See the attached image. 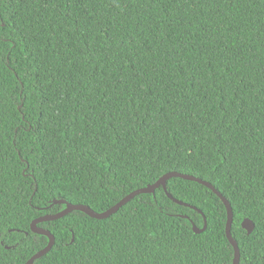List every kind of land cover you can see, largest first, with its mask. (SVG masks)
Segmentation results:
<instances>
[{
	"label": "trees",
	"instance_id": "trees-1",
	"mask_svg": "<svg viewBox=\"0 0 264 264\" xmlns=\"http://www.w3.org/2000/svg\"><path fill=\"white\" fill-rule=\"evenodd\" d=\"M170 172L264 264V0H0V264L48 245L55 201L104 213ZM167 190L39 224L34 264H233L221 199Z\"/></svg>",
	"mask_w": 264,
	"mask_h": 264
},
{
	"label": "water",
	"instance_id": "water-1",
	"mask_svg": "<svg viewBox=\"0 0 264 264\" xmlns=\"http://www.w3.org/2000/svg\"><path fill=\"white\" fill-rule=\"evenodd\" d=\"M172 178H180L183 180L193 181V182H196L198 184H201V185L209 188L210 190H212L221 199V201L223 202V204L225 205L226 210H227V223H226L227 238L235 250V257H234L233 264H240V260H241L240 249H239V246H238L237 242L235 241V239L233 238V235H232V225H233V221H234V213H233V209L231 207L230 202L219 191H217L216 188L211 183H209L203 179H200V178L188 175V174H182L179 172L167 173L160 180H158L155 184L149 185L145 188H141V189H138V190L132 192L127 197H125L123 200H121L118 204H116L114 207H112L111 209H109L108 211H106L104 213H97L94 210H92L89 206H86V205L70 204V203H67L63 200L62 201H55L54 204H66L67 207L62 212H59L57 214H47V215L42 216L41 218L33 221V223L31 224V227H30L31 231L35 234H39V235H43V236L48 237L49 243L43 250L36 253L26 264H34L36 260L47 255L55 245L54 235H52L51 232H49L48 230L40 227L39 224H41V223L61 219L65 216L69 215L73 211L84 212L89 217L94 218V219H98V220L107 219V218L111 217L112 215H114L115 213H117L122 207H124L126 204L131 202L135 197L142 195V194H153L157 189H159L161 187L166 191L168 196L173 201H175L178 204L183 205L184 204L183 202L175 199L173 196H171L168 193L167 183ZM204 221H205V224H204L203 229H199L197 226L194 225V232L195 233L199 234V233L204 232L207 229V220L205 217H204ZM242 226L245 230H247L248 234H251L255 229V224L249 219H245L242 223Z\"/></svg>",
	"mask_w": 264,
	"mask_h": 264
}]
</instances>
